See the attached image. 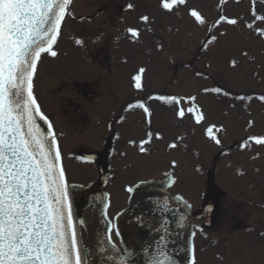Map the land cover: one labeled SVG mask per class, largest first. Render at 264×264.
Listing matches in <instances>:
<instances>
[{"label":"snow or ice","instance_id":"snow-or-ice-1","mask_svg":"<svg viewBox=\"0 0 264 264\" xmlns=\"http://www.w3.org/2000/svg\"><path fill=\"white\" fill-rule=\"evenodd\" d=\"M234 2L240 4L241 0ZM74 3L75 0H0V264H136L137 256L141 264H181L178 258L181 249L176 248L175 252L170 249L179 241L181 232L188 227L192 214L193 205L183 195H176L174 198L164 195L162 200L155 202L149 199V214L155 211L160 214L158 224L152 226L157 235L147 245L142 244L139 248L125 245L116 217L110 218L108 215L111 206L108 197H94V201L102 200L101 215L107 222L105 237L95 257L84 244L82 229L87 221L85 218H78L76 214L73 196L76 185L69 183L64 165L61 145L64 134L56 131L54 122L43 111L36 92L39 66L45 55L59 57L58 45L64 36V30L69 20L77 18L73 11ZM227 3L228 0H219L220 14L208 25L210 35L202 42L205 50L218 41L217 35L213 33L221 25L239 28L243 24L244 28L264 39V0H249L243 14L232 16L224 14V5ZM157 6L163 15H179L182 6L188 7V0H158ZM123 7L126 12L137 11V5L133 2H128ZM188 15L199 26L207 23L201 11L194 7L188 8ZM138 20L145 28L138 24H125L123 28L122 35L130 38L133 43L140 42L145 30L148 33L154 31L150 26L155 23L152 16L141 13ZM105 35L100 32L93 43L102 45ZM225 35V31L220 32V36ZM120 38L118 36L117 40ZM74 44L83 48L85 40L75 38ZM156 47L162 50L163 44L157 43ZM230 67L236 68L237 61L231 60ZM145 72L146 68L140 67L132 77L133 87L138 91L144 89ZM196 76L207 78L200 72ZM202 91L217 96L231 95L221 87H205ZM254 98L264 103V94L235 97L240 101H251ZM148 99L163 101L172 108L178 120L190 117L194 125L200 126L207 119L196 95H157ZM137 108L143 110L146 122L150 125L153 112L146 102L129 103L125 111ZM124 119L121 116L118 122H123ZM38 121H43L46 128H42ZM253 124L249 120L248 128ZM226 132V126L217 123H211L204 129L205 137L221 151L224 150L221 134ZM154 139L162 140V133L147 130L145 138L139 141V153L150 155ZM182 139L183 136H178L167 147L176 149L177 141ZM129 143L136 145L134 140ZM253 146L264 148V134L249 135L237 148L245 151L251 150ZM120 155L127 156V153ZM262 158L264 153L259 151L251 156L253 161ZM78 159L95 161L94 156ZM177 167V161L172 160L171 168L175 170ZM164 176L168 188L177 183L173 172H166ZM145 183L150 182L140 181L124 190L132 194ZM173 199L182 207L172 208ZM173 212L179 214L170 218ZM121 215L122 213H117V217ZM146 219L138 216L135 222L144 225ZM113 234L120 240L119 245L113 240ZM196 235L197 231L192 230V239L183 250L186 252V264H199L194 242ZM259 235L264 237V231ZM173 236L175 240L172 239Z\"/></svg>","mask_w":264,"mask_h":264},{"label":"rangeland","instance_id":"rangeland-1","mask_svg":"<svg viewBox=\"0 0 264 264\" xmlns=\"http://www.w3.org/2000/svg\"><path fill=\"white\" fill-rule=\"evenodd\" d=\"M107 0H82V3L79 4V13H86V14H91L92 10L96 9L97 7H100L102 5H105ZM153 4V2H150L149 5H141V8L145 7H150ZM95 6V7H92ZM107 7V6H104ZM109 23V17L102 15L101 17L93 19V21L89 23H85L83 25L82 31L83 32H92L94 30V26L96 28L102 30L106 27H108ZM92 28V29H91ZM86 40V50L90 49L93 47V43L89 39ZM241 40L243 42H246L245 36H241ZM110 42V38H105L103 40L102 45L107 48V43ZM222 49V48H221ZM108 51V49H107ZM76 54H79L78 52ZM228 55V53L222 55V60L221 65L217 64V71H218V76L219 80L223 82L226 86H229L232 88L234 91H245L249 92L255 89H260L262 87L261 82H258L256 78L252 77L253 73L258 69V66H255V63H246L244 60H241V63L237 65L236 68H229L226 66V61L225 58ZM260 61V59H259ZM254 64V65H253ZM116 71L114 73L112 72H106L105 70H102L95 65L91 64L88 61H84L81 59V56H74L70 54L69 56L65 55L64 53H61L60 56L51 61V62H44L42 65L41 73L39 75V80H38V92L40 95V98L46 108L47 111L51 112L54 119L56 120L59 129H64L66 126L62 125V120L63 118L66 120H69L71 115L67 112H65V108L62 106L66 104V99L72 98L76 99V96L69 95L67 92H60L57 93L56 89H59L58 86L62 83H66L71 80H79V79H88V78H93L98 81L99 84V90L100 93L102 94V99L100 101H97V105L95 107H92L90 110V114L94 115L97 111L103 110L104 105H108L109 102H111L113 97H116L118 99L122 98L123 96L128 95V88L126 86V69L123 65L121 64H116ZM125 69L124 72H122ZM153 70V69H152ZM160 74V73H159ZM166 75V73H164ZM258 77H261L264 79V67L259 69V75ZM164 77V76H163ZM167 79V78H166ZM125 93V95H123ZM207 100V99H206ZM206 100H203V103L206 105ZM120 101V99H118ZM62 106V108H61ZM215 108H218L216 104L212 105ZM210 105L206 106V109L209 114H212V111L210 109ZM255 107L259 108V105H255ZM58 108V109H57ZM96 108V110H95ZM256 109V108H255ZM62 116L60 117L58 113ZM104 111V110H103ZM218 113H220L218 111ZM254 113H256L259 117L264 118V113H261L259 109L255 110ZM237 115V114H236ZM235 115H231V117H234ZM62 119V120H61ZM92 121L90 122V127L92 126L93 123H95L94 117L91 119ZM168 123V121H166ZM72 123H76L75 128L71 130L68 134V137L64 140L67 143H75L79 145L80 147H83L84 149H100V137H98V132L96 130H93L92 128H83V127H78V122L73 119ZM264 123V120L262 121ZM262 129V128H261ZM260 129V130H261ZM233 131L232 129H229V134ZM239 133L237 132L238 136ZM240 137V136H239ZM243 158V154H241ZM166 157V156H164ZM187 159V158H185ZM128 161V159H125V163ZM166 158L163 159V163H165ZM149 171L146 173L145 177H140V178H147V177H152V176H158V172L166 167L165 164H160L158 165V162L155 163L153 162L152 164L148 163ZM188 170L191 171V166L188 167ZM89 171H86V175L83 173V175H74L73 171L71 169V178L75 181H82L83 183L93 179L96 175L95 173H91ZM90 172V173H89ZM220 176H223V180L227 179L225 181H229L228 187L230 190L238 194L239 192L244 193V196L247 198H253L254 201H264V192H261L260 196L258 192H254L253 194L251 193L252 191L247 190L246 188L248 187L246 181L243 178H240V180L233 178V176L230 173L225 172H220ZM118 181H117V189L121 191V186L125 182H131L133 181V178L129 176V174H119L118 173ZM222 180V179H221ZM253 186L254 185H259L262 182H264V178H261L260 176H254L252 178ZM242 183V184H240ZM197 185V184H196ZM241 185L243 186L241 188ZM196 187V186H195ZM181 192H185L187 197L191 200H194L190 194L193 196H196L197 190L196 188L193 189V191L190 190V188L185 185L180 183L179 187L177 189ZM227 200L223 202V206L226 205L224 204ZM227 207V205H226ZM115 209L118 208V205L114 207ZM257 208L255 205H253L250 209H245L241 211V222L244 223V220L247 221H254L257 218L260 217V214L257 213L254 209ZM223 241V240H222ZM235 242H237L234 239ZM243 243L246 241L245 239H242ZM238 243V242H237ZM220 248L222 251L226 249V246L224 242H220ZM228 247V245H227ZM262 247V246H261ZM237 249H240V247L235 249V252ZM258 250V249H257ZM229 251V250H228ZM235 252L233 254L235 255ZM249 251L247 250H239V253L236 257V260L233 261L229 259L230 263L227 264H234L238 260L240 263L242 260L245 258V256H248ZM247 254V255H246ZM207 256H205L203 253H199L198 258H199V264H209L207 262ZM224 258L226 256H223ZM259 263L264 264V253L258 252L257 256ZM227 259V258H226ZM227 261V260H226ZM232 261V262H231ZM250 262V261H249ZM212 264V263H211Z\"/></svg>","mask_w":264,"mask_h":264},{"label":"bare ground","instance_id":"bare-ground-1","mask_svg":"<svg viewBox=\"0 0 264 264\" xmlns=\"http://www.w3.org/2000/svg\"><path fill=\"white\" fill-rule=\"evenodd\" d=\"M175 225L173 224V227H174ZM144 228V226L143 227H139L138 229H137V231H141L142 229ZM149 230V232L150 231H152L150 228L148 229ZM178 231V230H177ZM145 239H146V237H145ZM177 243H178V241H177ZM176 243V244H177ZM148 244V243H147ZM177 248H179L180 249V247H177Z\"/></svg>","mask_w":264,"mask_h":264}]
</instances>
